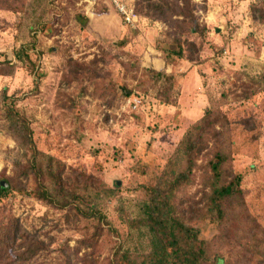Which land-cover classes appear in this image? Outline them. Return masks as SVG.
<instances>
[{
	"label": "rangeland",
	"instance_id": "rangeland-1",
	"mask_svg": "<svg viewBox=\"0 0 264 264\" xmlns=\"http://www.w3.org/2000/svg\"><path fill=\"white\" fill-rule=\"evenodd\" d=\"M117 1L136 27L111 0H0V264H148L156 201L206 264H264V0H190L195 26Z\"/></svg>",
	"mask_w": 264,
	"mask_h": 264
},
{
	"label": "trees",
	"instance_id": "trees-1",
	"mask_svg": "<svg viewBox=\"0 0 264 264\" xmlns=\"http://www.w3.org/2000/svg\"><path fill=\"white\" fill-rule=\"evenodd\" d=\"M148 4L149 9L156 15L161 17H167L168 14H172L177 18L190 19L189 25L195 26L194 17L191 15V1L190 0H173L175 3L166 2L168 0H143ZM194 28V27H193ZM191 33H196V29H192ZM11 113V112H10ZM25 139H32L30 136V129H25ZM34 151V149L32 148ZM40 155L39 165L42 168L41 162L48 159L47 157ZM49 160V159H48ZM241 177H238L232 185L224 187L215 192L214 201L223 202L228 197L234 195V187L240 185ZM60 181V179H56ZM62 183V182H61ZM64 186L60 184L59 190L52 192L47 189L45 185L40 186L37 196L40 200L46 201L48 204L64 205L71 204L76 200V193L74 191L65 190ZM9 192V184L5 181L0 183V194L4 196ZM103 192V191H102ZM102 194V193H101ZM97 197L95 204V218L102 221L104 217L100 213V194ZM71 200V201H70ZM158 200V198L156 199ZM66 206V205H64ZM147 219L146 226L151 233V253L147 257L148 264H206L209 260L208 251L206 245L201 241L194 229L187 227L179 219H176L166 211V206L159 204L158 201L152 203L147 207ZM219 213L222 210L218 207ZM221 214V213H220ZM36 253L34 254V256ZM117 258V257H116ZM136 262V261H134ZM131 258L123 255L118 258L117 264H134ZM218 264H223V260H219Z\"/></svg>",
	"mask_w": 264,
	"mask_h": 264
},
{
	"label": "built area",
	"instance_id": "built-area-1",
	"mask_svg": "<svg viewBox=\"0 0 264 264\" xmlns=\"http://www.w3.org/2000/svg\"><path fill=\"white\" fill-rule=\"evenodd\" d=\"M111 4L116 7V9L122 14L123 20L126 25L136 27L139 23L138 16L136 15L135 11L128 7L124 3H120L117 0H111ZM141 101H134V108L139 107Z\"/></svg>",
	"mask_w": 264,
	"mask_h": 264
}]
</instances>
